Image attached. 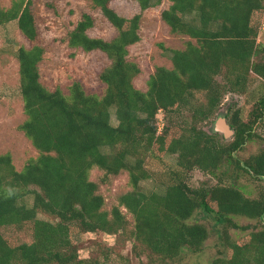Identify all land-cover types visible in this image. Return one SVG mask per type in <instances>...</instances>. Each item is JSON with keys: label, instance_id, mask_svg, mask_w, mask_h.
<instances>
[{"label": "trees", "instance_id": "16d2710c", "mask_svg": "<svg viewBox=\"0 0 264 264\" xmlns=\"http://www.w3.org/2000/svg\"><path fill=\"white\" fill-rule=\"evenodd\" d=\"M90 1L116 34L110 39L89 36L94 19L83 13L65 39L70 47L106 54L109 63L97 74L104 86L100 96L85 92L77 80L67 94L60 87L48 89L40 81L38 64L45 49L37 41L32 0L0 6V25L16 20L30 43L17 50L26 113L18 129L38 150L20 170L9 152L0 154V264H106L99 258H81L74 236L117 233L126 223L121 207L134 218L133 238L156 260L176 258L184 250L202 251L209 229L189 221L200 210L224 226L217 233L221 249L208 264H264V222L260 229L246 232L241 242L226 229H249L233 222L232 216L258 221L264 216V190L249 197L239 184L242 176L264 180V149L239 156L255 137L258 120L264 131V45L258 41L260 25L253 20L263 0H169L161 20L171 32L189 39L183 49L172 50L171 68L155 67L145 91L134 84L141 69L128 53L140 40L141 15L152 6L151 0H136L140 11L131 17L117 13L112 0ZM250 72L260 78L263 91L247 120L238 109L221 112L233 135L228 142L218 140L213 128L206 132L198 124L216 114L226 91L246 94ZM197 92L204 93L203 102L195 100ZM184 109L191 112V121L186 136H179L183 126L174 116ZM158 111L168 122L161 131ZM153 152L158 159L166 153L176 155L169 170L172 181L162 192L144 193L139 182L150 173L143 160ZM93 168L103 170L104 179L128 173L131 189L118 196L110 210L104 209V196L90 178ZM195 168L216 176L218 182L190 186L187 172ZM4 226L30 230L31 238L14 243L1 232Z\"/></svg>", "mask_w": 264, "mask_h": 264}, {"label": "rangeland", "instance_id": "374dc122", "mask_svg": "<svg viewBox=\"0 0 264 264\" xmlns=\"http://www.w3.org/2000/svg\"><path fill=\"white\" fill-rule=\"evenodd\" d=\"M151 2L152 6L146 8L141 15L138 31L140 40L129 46L128 53V58L136 62L141 69L133 81L136 87L143 91L147 90V79L155 67L171 68L172 50L183 49L185 41L189 39L186 35L171 32L161 20L160 12L168 8L169 0H151ZM11 3L12 0H0V6L3 8H8ZM110 5L117 13L125 17H131L140 11L136 0H112ZM31 10L38 32L37 41L45 49L43 58L38 64L40 81L50 90L60 87L63 93L67 94L70 84L77 80L85 92L102 95L104 86L98 80L97 74L102 66L109 63L106 54L100 50L85 52L80 48L70 47L65 39L83 13L91 14L94 19V25L87 30L89 36L112 38L116 34V29L107 21L99 8L94 7L90 0H32ZM253 20L260 25L258 41L264 45V7L254 13ZM21 45L29 47L30 43L20 33L16 20L1 24L0 154L9 152L17 170H20L27 161L38 156V150L18 129V125L26 119L19 88L17 59V50ZM261 59L264 60V52ZM248 77L250 83L246 94L226 91L216 114L198 124L206 132H211L213 128L212 132L216 134L218 140L228 142L233 135L224 136L222 132L214 130V124L217 118L222 115L221 112L238 109L243 120H247L257 95L264 90H261L263 84L257 75L250 72ZM204 99L203 92L196 93L195 100L203 102ZM156 118L158 121L162 120L160 121L162 123H168L162 111L157 112ZM174 120L183 126L179 136H186L190 126L191 112L188 109L179 111L175 114ZM114 121L112 115L111 122L114 123ZM225 121L228 124V118L225 117ZM254 130L256 135L243 145V149L239 152L240 158H246L250 154L264 149V131L260 120L254 124ZM175 159L176 155L168 153L163 154L159 159L154 156V152L147 153L143 160V166L149 171L150 176L139 182L140 190L144 193L162 192L164 186L172 181L169 170L175 166ZM103 176L104 171L101 169L93 168L90 171V178L98 183V191L104 196V209L110 210L114 204H117L118 196L130 190L131 187L126 171L109 175L105 179ZM187 177V182L192 187L213 185L218 182L216 176L203 173L196 168L188 171ZM239 184L243 185L242 189L249 197H255L260 190H264V180L257 178L242 176ZM31 199V196L25 198L27 204L31 203ZM121 210L125 214L126 223L123 229L117 233L82 232L74 236L81 258H99L100 263L105 262L106 264H208L221 249L217 233L224 229L223 224L198 210L189 221L201 222L209 229V237L202 251L192 253L184 250L176 258L156 260V258L149 257L148 250H144L143 246L138 245L133 238V216L123 207ZM39 217L52 218L44 214H40ZM232 220L240 226L249 227L247 230L235 227L226 228L235 242H241L246 232L261 228L264 216L261 221L241 216H232ZM1 232L14 243L24 242L31 238L30 230L21 231L15 226H4L1 228Z\"/></svg>", "mask_w": 264, "mask_h": 264}, {"label": "water", "instance_id": "95a60500", "mask_svg": "<svg viewBox=\"0 0 264 264\" xmlns=\"http://www.w3.org/2000/svg\"><path fill=\"white\" fill-rule=\"evenodd\" d=\"M214 130L222 132L224 136H230L233 134V130L230 128L229 124L226 123L224 115H221L220 117L217 118L214 124Z\"/></svg>", "mask_w": 264, "mask_h": 264}, {"label": "built area", "instance_id": "2783aa9c", "mask_svg": "<svg viewBox=\"0 0 264 264\" xmlns=\"http://www.w3.org/2000/svg\"><path fill=\"white\" fill-rule=\"evenodd\" d=\"M160 121H162V120H159V121H157V122H156V124H157V127H158V130H160V129H161V127H162V125H163V123H162V122H160Z\"/></svg>", "mask_w": 264, "mask_h": 264}]
</instances>
